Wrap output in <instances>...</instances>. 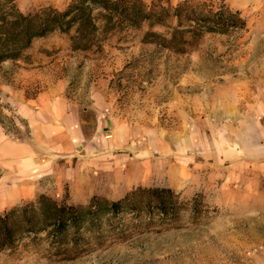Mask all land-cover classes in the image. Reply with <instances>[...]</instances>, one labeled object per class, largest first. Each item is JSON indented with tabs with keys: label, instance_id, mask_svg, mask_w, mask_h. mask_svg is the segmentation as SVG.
Instances as JSON below:
<instances>
[{
	"label": "rangeland",
	"instance_id": "rangeland-1",
	"mask_svg": "<svg viewBox=\"0 0 264 264\" xmlns=\"http://www.w3.org/2000/svg\"><path fill=\"white\" fill-rule=\"evenodd\" d=\"M14 2L29 12L46 6L63 10L70 0ZM224 3L240 12L246 30L206 35L185 55L142 44L140 34L111 37L101 50L90 51H73L69 37L59 33L36 39L19 60L0 64V138L26 141L25 104L61 96L80 109L103 105L108 117L149 133L176 131L181 139L190 132L200 145L212 141L236 151L239 126L251 148L264 146V114L256 105L264 101V0ZM228 162L199 164L198 184L190 192L144 187L173 194L168 215L156 217L150 228L138 227L148 215L127 213L121 228L113 220V234L107 236L112 229L104 225L106 238L90 242L86 253L66 259L45 243L22 244L0 251V264H253L264 256V169L255 170L254 185L249 173L239 175ZM41 194L83 204L52 182L25 201ZM252 225L260 230L255 245L247 233Z\"/></svg>",
	"mask_w": 264,
	"mask_h": 264
},
{
	"label": "trees",
	"instance_id": "trees-1",
	"mask_svg": "<svg viewBox=\"0 0 264 264\" xmlns=\"http://www.w3.org/2000/svg\"><path fill=\"white\" fill-rule=\"evenodd\" d=\"M246 26L240 12L224 0H181L176 5L170 0H70L63 10L46 6L29 12L14 0H0V64L19 60L36 39L55 33L67 35L73 51L101 50L111 37L140 34L142 44L185 55L206 35L237 34ZM172 196L170 189L141 186L118 200L93 196L84 204L41 194L0 214V251L45 243L72 258L90 250V242L102 244L104 225L112 229L107 236L113 234V220L121 228L127 213L148 215L138 227L150 228L156 217L168 215Z\"/></svg>",
	"mask_w": 264,
	"mask_h": 264
},
{
	"label": "crops",
	"instance_id": "crops-1",
	"mask_svg": "<svg viewBox=\"0 0 264 264\" xmlns=\"http://www.w3.org/2000/svg\"><path fill=\"white\" fill-rule=\"evenodd\" d=\"M25 105L21 117L30 137L0 138V214L48 189L51 182L84 204L93 196L118 200L138 186L190 192L198 184L199 164L225 167L230 161L239 175L249 173L254 185L255 170L264 169V146L251 148L239 126L238 148L230 151L217 142L200 145L190 132L180 139L176 131L166 136L160 129L149 133L131 127L108 117L103 105L80 109L61 96L37 97ZM256 105L264 114V101L259 98ZM247 233L255 245L259 228L249 226ZM253 264H264V256Z\"/></svg>",
	"mask_w": 264,
	"mask_h": 264
}]
</instances>
